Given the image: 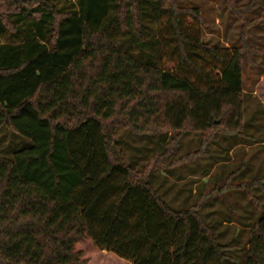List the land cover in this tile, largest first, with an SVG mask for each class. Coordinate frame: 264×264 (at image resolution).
<instances>
[{
	"label": "trees",
	"instance_id": "16d2710c",
	"mask_svg": "<svg viewBox=\"0 0 264 264\" xmlns=\"http://www.w3.org/2000/svg\"><path fill=\"white\" fill-rule=\"evenodd\" d=\"M62 1L0 0V128L31 143L0 159V264H223L196 208L170 209L109 128L122 114L141 133L240 131L264 18L242 15L264 0L231 5L235 47L205 44L199 9L175 0ZM246 245L245 264H264V218Z\"/></svg>",
	"mask_w": 264,
	"mask_h": 264
},
{
	"label": "rangeland",
	"instance_id": "374dc122",
	"mask_svg": "<svg viewBox=\"0 0 264 264\" xmlns=\"http://www.w3.org/2000/svg\"><path fill=\"white\" fill-rule=\"evenodd\" d=\"M251 1L175 0L183 7L199 9L204 21L202 40L217 47L238 46L241 20L231 5L246 9ZM63 4L60 0L55 5ZM242 16L247 20L264 17V8ZM255 21L247 32L255 51L244 54L241 61L240 131L196 133L186 128L173 132L159 123L155 130L151 127L141 133L125 123L122 114L109 128L115 158L136 173L145 172L147 184L170 209L196 208L222 248L223 264H245L250 230L264 218V18ZM30 145L7 127L0 128V159H10Z\"/></svg>",
	"mask_w": 264,
	"mask_h": 264
}]
</instances>
